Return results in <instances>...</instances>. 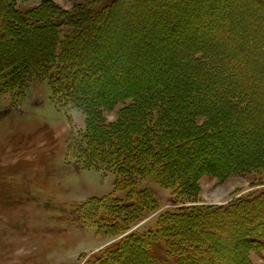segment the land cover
Returning <instances> with one entry per match:
<instances>
[{"label": "trees", "instance_id": "16d2710c", "mask_svg": "<svg viewBox=\"0 0 264 264\" xmlns=\"http://www.w3.org/2000/svg\"><path fill=\"white\" fill-rule=\"evenodd\" d=\"M22 1L0 0V93H23L32 81L48 80L56 100L85 115V128L69 134L68 156L84 169L113 172L116 189L127 190L123 197H93L76 210L84 227L123 235L85 264H255L252 253L264 262V186L224 204H202L196 185L207 165L220 179L264 175V0L226 3L225 14L214 12L220 20L207 18L208 34L180 63L155 55V40L177 20L180 1L74 0L71 9ZM135 12L156 18L140 25L148 34L124 51L152 48L146 61H154L113 124L105 111L127 95L104 94L109 72L96 47L119 43L118 30ZM168 69L175 73L165 76ZM143 73L140 66L126 73V85ZM155 184L171 190L177 205L160 212L154 226L127 233L163 205Z\"/></svg>", "mask_w": 264, "mask_h": 264}, {"label": "rangeland", "instance_id": "374dc122", "mask_svg": "<svg viewBox=\"0 0 264 264\" xmlns=\"http://www.w3.org/2000/svg\"><path fill=\"white\" fill-rule=\"evenodd\" d=\"M41 1L25 0L21 4L28 7ZM177 1H180L176 10L177 20H173L172 25H164L165 36L154 40L159 45L155 55L167 54L166 61L175 56L170 58L171 61L180 63L185 52L208 34L202 32L204 29L210 30L211 24L207 18L220 20L214 12L225 14L227 4L239 1ZM49 2L65 9H71L74 4V0ZM241 8H245V5H239L240 14ZM206 13L211 15L204 17ZM153 18L150 14L144 18L136 12L131 14L127 17L130 25L128 23L126 28L119 27V43L110 41L99 43L96 47V53L101 59H106L105 71L109 72L105 80L107 82H103L104 94L110 99L116 95L121 98L127 95V98L105 111V119L110 123H116L118 110L132 99L129 97L130 91L138 89L137 83L148 77L146 72L150 71L149 65L154 59L151 62L146 59L154 51L152 48L142 51L143 46L136 44H140L141 39L148 34L146 28L140 25L147 24L150 27ZM203 21L206 27L201 23ZM197 32H201V35H195ZM134 42L137 43L131 45L129 52L124 51L128 44ZM123 62L133 66L136 63L138 68L131 71L129 66H132L126 65L127 68L122 65ZM163 65L167 68L168 63ZM139 66L140 71L145 70L144 77L142 74L140 81L126 85V73H130V76L139 71ZM175 67L173 63L171 68ZM119 72L126 77L124 75L120 80L117 79ZM173 73L174 69H168L164 75ZM97 99H100L99 95ZM108 100L107 103H111ZM85 124V115L80 110L54 98L48 80L32 81L23 93L17 89L0 93V264H85L90 257L116 246L123 237H106L94 226L84 227L75 217L76 210L93 197L118 198L127 192L125 189H116V175L113 172L84 169L68 156L69 134L72 130L84 129ZM211 168L210 165L203 167L196 177L202 204H224L264 186L262 174L232 175L220 179L211 172ZM153 189L163 205L127 233L154 226L160 212L177 205L171 190L157 184L153 185ZM252 259L255 264H264L255 253H252Z\"/></svg>", "mask_w": 264, "mask_h": 264}]
</instances>
